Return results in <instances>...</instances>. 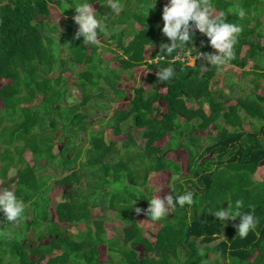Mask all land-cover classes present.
I'll list each match as a JSON object with an SVG mask.
<instances>
[{"label":"trees","instance_id":"16d2710c","mask_svg":"<svg viewBox=\"0 0 264 264\" xmlns=\"http://www.w3.org/2000/svg\"><path fill=\"white\" fill-rule=\"evenodd\" d=\"M80 2L0 0V179H6L12 166L18 169L15 194L25 205L22 216L32 213V219L21 216L14 222L0 213V264H215L228 258L233 264H264V179L254 180H261L264 169V95L249 92V99L236 97L232 105L231 96L225 98L215 88L227 66L242 71L239 82L233 78L240 85L243 77L255 87L264 81V0H208L214 16L223 12L227 22L243 28L233 58L223 65L203 59V53L214 52L204 35L203 44L190 42L171 56L160 53V45L170 43L161 32L163 23L158 25L167 0H156L153 9V0H119L118 13L107 7V0H87L104 7V30L98 36L109 34L117 41L122 54L112 60L119 69L143 68L145 81L138 88L128 87L127 79L101 59L99 44L75 38L78 25L69 5ZM240 8L246 13L243 19ZM119 24L141 29L115 31ZM124 35L131 37L127 44L121 42ZM146 46L153 47L150 57L145 56ZM180 52L201 57L189 66V59H175ZM250 64L252 72H247ZM169 66L174 77L160 81L157 74ZM68 68L82 71L75 82L82 93L76 105L66 101L67 78L54 76ZM124 82L128 94L122 91ZM104 86L116 98L132 99L112 118L102 119L104 126L98 129L93 115L99 119L109 108ZM39 96L41 103L32 105ZM244 122L252 125L251 131ZM128 123L142 132L143 150H137L131 133L124 134L122 126ZM28 150L33 166L24 157ZM179 151L188 157L186 173L178 159L163 155ZM7 162L12 166L3 164ZM34 167L55 172L39 175ZM152 173L167 175L164 190L170 195L194 194V204L172 209L153 235L135 218V208L146 215L149 199L155 198L141 189ZM175 177L181 179L172 187ZM57 188L65 194L52 208ZM237 200L243 201L241 214L252 212L258 221L246 238L236 231L239 217L221 224L210 213L226 208L227 201L235 208ZM96 208L126 222L119 234L103 237L105 218L96 215ZM38 222L44 225L35 231ZM68 225L74 227L65 235L62 228ZM11 227L18 234L4 238ZM108 251L116 261L107 262Z\"/></svg>","mask_w":264,"mask_h":264},{"label":"clouds","instance_id":"9594fccd","mask_svg":"<svg viewBox=\"0 0 264 264\" xmlns=\"http://www.w3.org/2000/svg\"><path fill=\"white\" fill-rule=\"evenodd\" d=\"M155 2L156 0H153L149 9L154 8ZM69 7L74 8L75 15L72 19L78 25L75 38L83 37V42L97 43L98 30L103 31L104 28L101 20L98 19L100 15L92 7V3L81 0L80 3L69 5ZM107 7L117 13L122 10L119 0H107ZM238 15L241 19L245 17L246 13L243 8L238 10ZM162 21L161 32L170 43L161 44L160 53L171 56L177 49H187L198 31L207 38L208 45L215 50L214 52L203 53L202 57L208 65H223L232 59L234 56L233 48L243 30L241 25L227 22L223 12L220 13L219 17L214 16V10L208 0H167L162 9ZM190 54V52H186V55ZM174 75V68L169 66L162 69L157 77L160 81H169ZM149 201L150 207L147 209L146 215H150L154 220H159L166 218L171 210L177 206L193 205L194 194L189 191L183 195H167L162 198H152ZM227 205L226 208L220 207L215 212L210 213L218 218L221 224L236 220L239 217L236 231L241 238H246L248 233L256 228L257 218L252 212L241 214L242 200L235 202V208L228 201ZM24 211L23 201L17 198L13 190L7 187L0 188V213L3 214V217L14 222L22 216ZM135 212L138 215L145 214L141 208H135ZM201 254L203 255V252Z\"/></svg>","mask_w":264,"mask_h":264},{"label":"rangeland","instance_id":"374dc122","mask_svg":"<svg viewBox=\"0 0 264 264\" xmlns=\"http://www.w3.org/2000/svg\"><path fill=\"white\" fill-rule=\"evenodd\" d=\"M92 7L97 11V13L99 15H101V12H102V10L104 8L103 6L99 7L97 4H95V5H92ZM158 15H160V14H158ZM110 17L113 18V15L110 14ZM98 19L101 20V23L103 22V19L100 16H98ZM263 19H264V15H263ZM53 20L56 21L55 19H53ZM55 23H56L57 26H59L61 24L60 21H56ZM162 23H163V21H162V17H161V18H159L158 25L161 26ZM251 24H253V22ZM103 25H105V23H103ZM126 28H128V29L131 28V30L132 29H137V30L141 29L137 24H132L131 26L130 25L121 26L119 24L118 26L115 27V31H120L122 29L126 30ZM59 35L60 34L58 33L57 36H59ZM202 35L203 34L198 33L194 37L192 43L193 44L201 43L203 41V39H201L200 36H202ZM130 38H131L130 36L124 35L122 37L121 42L123 44H127L129 42ZM260 42H261L262 45H264V38H262ZM97 44H99L102 47L99 50V53L103 52V54H104V55H102L101 59L104 62H107L111 69H113V70L117 69L118 70L117 71L118 74L121 75L122 78L124 77V78L127 79L128 83L130 85L128 87L137 86V88H138L141 84L144 83L145 75H144L143 68L133 69V70H129V71L125 70L124 71L123 69H119L118 62L112 60V58L114 56L122 54V50L118 46L117 41L114 40L112 37H110L109 34H105L104 36H98ZM107 48H109V50H111V52H113V53L108 51ZM152 49H153L152 46H146V48H145V50H146L145 51V56L146 57H150ZM245 51H246V49L243 50V52H244L243 56H245ZM195 60L196 59H194V62H193V59L190 58L188 60V64L187 65L193 66L195 64ZM246 71L247 72H252L251 64L246 68ZM81 72L82 71H79V70L74 71V70L68 68V69H66V71H59L58 74L54 75V76H57V77L59 75H61V76L67 78L66 79L67 81L65 82V85L68 86L67 100L66 101L70 105H76V104H78L81 101V94H82L81 93V88L78 85H76V83H75L76 80L78 79V75ZM225 74H232L233 77L229 76V75H227L225 77L224 76ZM242 74H243L242 71L227 66V67H224L221 76L218 77L217 80H216L215 88L219 92H222L223 94H225V96H224L225 98H228V96H231V100L229 101V103H231L232 105L236 104V97L241 96L242 99L243 98L244 99H247V98L249 99L250 98V93L249 92H253V93H255L258 96H263L264 95V81H259L258 87L257 86L255 87L253 85V82L250 81L249 78H244L243 77V81L244 82L242 83V85H240L237 82L240 81L241 76H243ZM233 78L237 82H235ZM122 85H123L122 91L124 89L128 88L127 85H125V82ZM246 86H247L248 89H246ZM124 87H126V88H124ZM102 89H103V91H105L108 94L107 95L108 100L105 103L108 105L109 108L108 109H104L102 115H99V119L97 117L98 116L97 114L93 115V117H92L94 119L93 125L97 124L98 125V129L102 128L104 126V124L101 122L102 119L109 120L110 118H112L113 113L116 110H122L123 109V105L128 107L129 106L128 104H129V102L132 99V95H128L124 99L123 98H116L115 91H109L110 87H105L104 86V87H102ZM243 89H245V90H243ZM124 91H125V94L129 93L128 89L124 90ZM38 98L39 99H37L36 101L32 102L33 103L32 105L37 106V105H39L41 103L42 97L39 96ZM114 98L123 99L124 103L121 102V101L114 102V100H116ZM112 99H114L113 102L111 101ZM56 105L61 106V101L58 100ZM89 108L91 110H93L92 107H89ZM242 113L245 114V110L244 109H243ZM252 122H257V121H252ZM260 123H262V122H260ZM122 128H123L124 134H130L131 133L132 139L134 140L136 146H138L137 150L138 149L143 150L144 147H145V142L146 141H145V139L142 136V132L141 133L138 132L136 129H134L133 125H131L129 123L128 124H124L122 126ZM244 128L251 131L252 130V125H250L248 122H244ZM107 132H109V131H107ZM58 133L60 134V132H58ZM203 143H205V142H203ZM83 145L85 146V143H83ZM2 146L3 145L1 144L0 145V154L4 152ZM57 146H58V144H57ZM11 149L14 151V147H12ZM163 155H164V157L166 159H178L179 163H182V165H183L182 166L183 173H186L187 164H188V157H187L186 152L179 151V154H176V156H175L174 153H171V152L164 153ZM24 157H25V159L27 161L30 162L31 166L34 165V161L32 159V154L30 153L29 150L25 151ZM3 164H5V166H12L11 162H7V163H3ZM34 169L39 175L43 174V175L47 176V175H50V174L55 172V171H53V168H51V167L50 168L44 167L43 169H39L38 167H34ZM0 171H1V166H0ZM17 172H18V169L15 166H12L10 168V170L8 171V173H7L6 179H0V188L7 187V188H10L11 190H13L15 192V190H16L15 182H16V178H17ZM259 173L263 174L264 173V169L260 170ZM61 176L57 177L52 182H56V181L60 180ZM227 177H228V175H226V179H227ZM180 179H181V177H175L173 179V181H171V186L174 187V184L176 182L180 181ZM167 180H168L167 175H157V176H155V174L152 173V174L147 176V183L141 189L145 192V194H148L149 192H152V193H154L155 198L156 197H161L162 198L164 196L170 195V191L164 190V188L166 186V183H167ZM64 194L65 193H63L62 188H57L56 192H54V194L51 196V206H52V208H54V206L57 205V202H59V200H61L64 197ZM94 210L96 211V215L99 218L100 217H104L105 218V228H106L107 231L105 230V232L103 234L104 238L107 239L111 235H115V234H119L120 233V229L123 226L122 224H125L126 222L124 220H122V218L119 215H115L114 214V215L106 216L105 215L106 210L102 211L99 208H96ZM168 215H170V213ZM21 218L23 220H30V219H32V213H29V215H25V216L23 215ZM135 218H136V221L138 222V224L141 227H145L146 229H148L149 232L152 235L156 232L157 228L160 225V219L159 220H154L150 215L147 216V215L140 214V215H136ZM43 225H44V222L43 223L42 222L36 223L35 226H34L35 231H37L38 228L42 227ZM12 226L15 227V224H13ZM13 227H11L10 229H8L6 231V233H5L6 237H4V238H9L10 236H13L14 234H18L13 229ZM70 227H74V226H69L68 225V226H65L64 228H62L63 234L66 235V233H69L68 231H71ZM67 229H68V231H67ZM83 233H84V230L80 227V234L83 235ZM32 235L33 234H31L29 232L27 234L28 239H30ZM12 240H13V238L10 239V242H12ZM29 243H35V242L34 241L33 242L29 241ZM7 259H9V257H7ZM109 260L114 262V261L117 260V256L115 254H110V252L108 251L107 252V262ZM234 262H235L234 260H231V259L228 258L227 262H225V263L223 262V260H220L218 263L215 262V264H233Z\"/></svg>","mask_w":264,"mask_h":264},{"label":"built area","instance_id":"2783aa9c","mask_svg":"<svg viewBox=\"0 0 264 264\" xmlns=\"http://www.w3.org/2000/svg\"><path fill=\"white\" fill-rule=\"evenodd\" d=\"M195 57H198V55H196V56H192V54H190V55H186V52H185V53L180 52V53H178V54L175 56V59H176V60L181 59L184 63H186V62H185L186 59H190V58H192L193 61H194V58H195ZM196 60H197V59H196Z\"/></svg>","mask_w":264,"mask_h":264},{"label":"crops","instance_id":"0c3cea01","mask_svg":"<svg viewBox=\"0 0 264 264\" xmlns=\"http://www.w3.org/2000/svg\"><path fill=\"white\" fill-rule=\"evenodd\" d=\"M259 176H260V179H261L260 181L257 179V177H255L254 180H255L256 182H260V183H261L262 179H264V173H263V174L260 173ZM210 258L213 259V255H212V254H210Z\"/></svg>","mask_w":264,"mask_h":264}]
</instances>
